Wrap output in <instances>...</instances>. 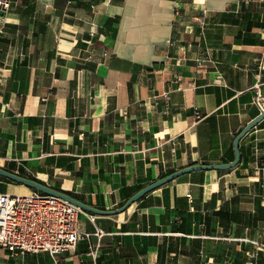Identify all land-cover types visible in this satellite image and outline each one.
<instances>
[{"label":"crops","instance_id":"1","mask_svg":"<svg viewBox=\"0 0 264 264\" xmlns=\"http://www.w3.org/2000/svg\"><path fill=\"white\" fill-rule=\"evenodd\" d=\"M9 4L0 8L6 172L113 211L172 171L230 163L235 136L259 115L264 0ZM239 153L234 169L187 172L120 214L81 215L79 232L91 236L74 252L0 250V264H264L240 241L264 243V121ZM30 192L0 179L1 194Z\"/></svg>","mask_w":264,"mask_h":264},{"label":"built area","instance_id":"2","mask_svg":"<svg viewBox=\"0 0 264 264\" xmlns=\"http://www.w3.org/2000/svg\"><path fill=\"white\" fill-rule=\"evenodd\" d=\"M9 5V0H0L3 10H7ZM103 55L106 56L105 53ZM255 103L259 111L264 109V97L257 95ZM81 215L85 213L80 208L37 191L26 195L0 193V250L19 255L44 252L53 259L59 254L74 252L80 239L91 236L90 233L79 232ZM86 216L93 220L92 216ZM95 235L98 241L89 245L87 254L92 262L97 257L102 232L97 230ZM240 241L252 247L254 258L264 252L263 242L250 239Z\"/></svg>","mask_w":264,"mask_h":264},{"label":"water","instance_id":"3","mask_svg":"<svg viewBox=\"0 0 264 264\" xmlns=\"http://www.w3.org/2000/svg\"><path fill=\"white\" fill-rule=\"evenodd\" d=\"M262 121H264V109L260 110L259 115L254 118L251 122H249L236 136L233 140V161L226 164H219V165H192L188 166L182 169H179L175 172L172 171L171 174L162 177L158 179V181H154L143 188H141L139 191H137L135 194L131 195V197L125 202V204L120 207L117 210L113 211H101L96 210L95 208L88 206L86 204H83L76 199L72 198L69 195L63 194L62 192H58L48 186H45L43 184H40L38 182L32 181L30 179L21 177L16 174H12L9 172H6L5 170L0 168V177L5 178L9 180L10 182L18 185H23L33 191H37L46 195H51L53 197L60 198L69 204L80 208L81 211H83L85 214H89L92 216H114L117 214H120L124 212L126 209H128L133 203L139 201L142 197L149 194L150 192L161 188L162 186L173 182V180L177 179L178 177L185 175L193 171H224L229 169H234V167L239 163L240 160V153H239V143L240 140L248 134L252 129H254L258 124H260Z\"/></svg>","mask_w":264,"mask_h":264},{"label":"trees","instance_id":"4","mask_svg":"<svg viewBox=\"0 0 264 264\" xmlns=\"http://www.w3.org/2000/svg\"><path fill=\"white\" fill-rule=\"evenodd\" d=\"M233 161V160H232ZM231 161V162H232ZM172 173V172H171ZM171 173H169V174H171ZM169 174H167V175H169ZM167 175H165V176H167ZM19 176H21V175H19ZM165 176H163V177H165ZM0 179L1 180H3L4 182H6V183H9V184H14V183H12V182H10L9 180H7V179H5V178H2V177H0ZM27 179H30V180H32V181H35V182H38V183H40L39 181H37L36 179H33V178H27ZM41 184V183H40ZM54 190H56V191H58V192H62L61 190H59V189H57V188H55ZM140 190V189H139ZM138 190V191H139ZM63 194H65V192H62ZM67 195V194H66ZM258 257H260V254H258L257 255Z\"/></svg>","mask_w":264,"mask_h":264},{"label":"rangeland","instance_id":"5","mask_svg":"<svg viewBox=\"0 0 264 264\" xmlns=\"http://www.w3.org/2000/svg\"><path fill=\"white\" fill-rule=\"evenodd\" d=\"M31 190V189H30ZM31 191H33V190H31Z\"/></svg>","mask_w":264,"mask_h":264}]
</instances>
